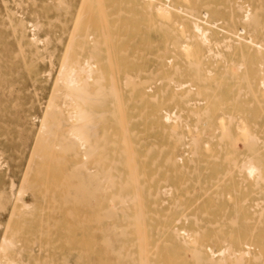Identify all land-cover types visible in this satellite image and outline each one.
<instances>
[{
    "label": "bare ground",
    "instance_id": "bare-ground-1",
    "mask_svg": "<svg viewBox=\"0 0 264 264\" xmlns=\"http://www.w3.org/2000/svg\"><path fill=\"white\" fill-rule=\"evenodd\" d=\"M24 1L51 88L0 264H264V0Z\"/></svg>",
    "mask_w": 264,
    "mask_h": 264
},
{
    "label": "rangeland",
    "instance_id": "rangeland-1",
    "mask_svg": "<svg viewBox=\"0 0 264 264\" xmlns=\"http://www.w3.org/2000/svg\"><path fill=\"white\" fill-rule=\"evenodd\" d=\"M24 2L25 7L14 9L13 16L16 21L11 20L8 14V6L13 4L12 0H0V193L3 195L4 205L2 211L0 210V237L5 232L7 215L11 210L8 200L12 197V184H16V187L21 182L22 173L27 169L28 156L31 155L30 149L33 147L31 145L34 144L37 131V117L43 113V106L51 88V80L46 79L44 74L46 63L37 62L36 48H30L25 39L19 40L13 32V22L21 20L20 24H24L25 31L37 24L36 4L39 1L35 4L32 1ZM74 14L75 10L65 16L59 15L55 9L47 11L45 19L51 20L53 27L48 30L46 25L37 31L38 38L43 42L46 43L51 38V46H56V61L62 53L68 34H62L61 27L71 28ZM54 15H59L58 17L65 19L66 23L62 25L54 19ZM28 31L27 34L31 32ZM60 33L62 38L58 41L55 37ZM31 53L36 61L33 74H30L27 66ZM24 198L27 201L33 199L28 194Z\"/></svg>",
    "mask_w": 264,
    "mask_h": 264
}]
</instances>
